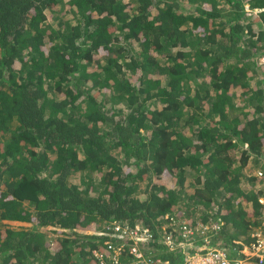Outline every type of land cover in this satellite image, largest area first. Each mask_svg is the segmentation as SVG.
I'll return each instance as SVG.
<instances>
[{
	"label": "trees",
	"instance_id": "1",
	"mask_svg": "<svg viewBox=\"0 0 264 264\" xmlns=\"http://www.w3.org/2000/svg\"><path fill=\"white\" fill-rule=\"evenodd\" d=\"M262 58L264 0H0V264H100L118 221L170 264L237 254L264 231ZM181 204L219 229L182 240Z\"/></svg>",
	"mask_w": 264,
	"mask_h": 264
},
{
	"label": "built area",
	"instance_id": "2",
	"mask_svg": "<svg viewBox=\"0 0 264 264\" xmlns=\"http://www.w3.org/2000/svg\"><path fill=\"white\" fill-rule=\"evenodd\" d=\"M264 61V58H262ZM260 202H264V197L259 198ZM107 225V228L116 231L117 236L123 240L117 247L108 243L107 247L102 250H94L93 256L98 259L100 264H113L117 263L118 255L119 257L123 255L126 251L133 256L131 261L125 264H170L167 260H162L161 258L151 257L143 250L144 246L150 240V233L143 230L140 233V226L135 225L131 227L125 222H114ZM178 233L182 240H189L198 233H204L206 226L202 224L200 218H194L191 222L184 219L177 220ZM215 229H219V225L215 223ZM171 245H173L174 240H170ZM247 247L243 248L242 252L239 249L237 254L232 255L228 250H226L223 244H219L218 247L206 248L202 252H195L188 255L183 264H264V231L255 230L250 234L249 241L244 244ZM243 245V246H244ZM114 250L115 254L111 253ZM112 250V252H113ZM241 253V255H240ZM105 258H112V263L106 261Z\"/></svg>",
	"mask_w": 264,
	"mask_h": 264
},
{
	"label": "rangeland",
	"instance_id": "3",
	"mask_svg": "<svg viewBox=\"0 0 264 264\" xmlns=\"http://www.w3.org/2000/svg\"><path fill=\"white\" fill-rule=\"evenodd\" d=\"M256 25V24H255ZM257 26H261V24L260 23H257ZM17 67H19V64H17ZM100 98H104V96H100ZM253 168L254 167H252L251 169L253 170ZM194 176V175H193ZM193 176H188L189 177V179H187L186 180V185H187V187H186V191H188V188H189V184L190 183H194L193 181H192V179H193ZM94 178L96 179V181H98V179H99V174H96V173H94ZM71 179L73 180V181H75V182H78L79 181V177H78V175H73L72 177H71ZM173 180V179H172ZM247 184H245V186H246V189L248 188V189H250V187H252V188H255V189H257V187H259L257 184H255V183H251L250 185L248 184V182H246ZM181 202H183L182 200H181ZM177 208V209H176ZM176 208H174V210H173V218H175L176 216L179 218V219H184V220H186V221H188V222H192V220H194V218H198L199 216H198V214H197V212H193V213H195V214H192V217H194V218H192V220H191V215H190V213L191 212H189V210H188V207L185 205V204H181V206H177ZM14 225H16V224H14ZM214 225H215V223L213 224V225H211V224H209V226H206V229H205V232L208 230H211V229H215L214 228ZM46 230V232L47 233H50V235H49V243L51 244V245H55L56 244V237L58 236V234L56 233V232H52V230L50 229V228H47V229H45ZM254 231V230H253ZM252 230H250L249 232H253ZM204 232V233H205ZM216 243H217V245L216 246H214V247H218L219 246V244H221L220 243V240H218L217 238L214 240ZM249 240L246 238L245 239V237L244 236H242L241 237V240H237V241H235V243H237V246L235 247L236 249H238L237 247H238V245H240V250H241V252H242V250H243V248H245V247H247V245H244V244H246L247 242H248ZM244 245V246H243ZM214 247H211V248H214Z\"/></svg>",
	"mask_w": 264,
	"mask_h": 264
}]
</instances>
